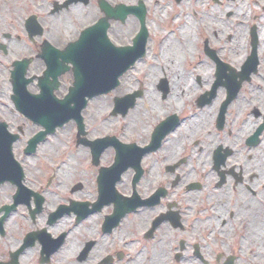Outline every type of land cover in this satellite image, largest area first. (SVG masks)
Segmentation results:
<instances>
[{
    "label": "flooded vegetation",
    "instance_id": "flooded-vegetation-1",
    "mask_svg": "<svg viewBox=\"0 0 264 264\" xmlns=\"http://www.w3.org/2000/svg\"><path fill=\"white\" fill-rule=\"evenodd\" d=\"M34 6L0 24V264H264V0Z\"/></svg>",
    "mask_w": 264,
    "mask_h": 264
},
{
    "label": "water",
    "instance_id": "water-1",
    "mask_svg": "<svg viewBox=\"0 0 264 264\" xmlns=\"http://www.w3.org/2000/svg\"><path fill=\"white\" fill-rule=\"evenodd\" d=\"M81 38V42H83V36ZM93 50L94 61H90L88 65L84 66L89 69V75L88 78H86V86L89 87V91L92 92V95H98L109 91L112 87L117 86L118 77L124 70L128 69L133 61H124L121 58H124L122 56L126 51H117L110 46L104 47L103 49L94 48ZM101 51H103V53ZM75 81V87L70 90L69 97L64 100V103L66 104H68L69 101L76 99V90L79 88V85H85L84 79L81 80L75 78ZM49 103L50 106L54 104V107H50L52 129L58 125H62L61 123L63 121H67L70 117L74 116L73 113L68 114L65 112L66 107H63L64 103H60L55 100H51Z\"/></svg>",
    "mask_w": 264,
    "mask_h": 264
},
{
    "label": "rangeland",
    "instance_id": "rangeland-1",
    "mask_svg": "<svg viewBox=\"0 0 264 264\" xmlns=\"http://www.w3.org/2000/svg\"><path fill=\"white\" fill-rule=\"evenodd\" d=\"M33 6L34 0H0V24L3 23L4 19L14 21L17 13H28Z\"/></svg>",
    "mask_w": 264,
    "mask_h": 264
}]
</instances>
